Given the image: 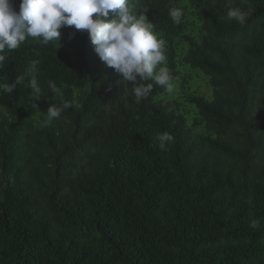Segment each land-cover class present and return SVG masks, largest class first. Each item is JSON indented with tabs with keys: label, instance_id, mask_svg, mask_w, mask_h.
<instances>
[{
	"label": "trees",
	"instance_id": "1",
	"mask_svg": "<svg viewBox=\"0 0 264 264\" xmlns=\"http://www.w3.org/2000/svg\"><path fill=\"white\" fill-rule=\"evenodd\" d=\"M230 2L244 25L229 0H134L176 88L140 104L86 30L6 52L0 84L25 83L0 91V264H264V0Z\"/></svg>",
	"mask_w": 264,
	"mask_h": 264
},
{
	"label": "clouds",
	"instance_id": "2",
	"mask_svg": "<svg viewBox=\"0 0 264 264\" xmlns=\"http://www.w3.org/2000/svg\"><path fill=\"white\" fill-rule=\"evenodd\" d=\"M110 15L112 18L108 19ZM169 16L179 25L184 11L172 7ZM248 16V12L232 6L229 0L227 19L244 25ZM66 27L88 32L94 51L104 65L121 74L125 83L133 82L132 93L137 104L151 95L153 82L169 93L176 91L173 75L163 66L167 60L166 42L157 36L154 24L146 15L137 12L134 0H20L19 11L13 0H0V68L8 60L6 52L18 49L28 39L58 45L61 29ZM35 73L36 62H33L26 86L34 99L39 100L42 89ZM24 83L25 76L20 75L12 83L0 84V91L11 94ZM48 85L53 92L60 91L54 82L49 81ZM71 106L69 101L60 106L50 105L40 127L60 118ZM32 107L39 109L37 103ZM155 139L161 149L174 141L168 132L157 134ZM250 227L259 229L261 224L254 219Z\"/></svg>",
	"mask_w": 264,
	"mask_h": 264
},
{
	"label": "rangeland",
	"instance_id": "3",
	"mask_svg": "<svg viewBox=\"0 0 264 264\" xmlns=\"http://www.w3.org/2000/svg\"><path fill=\"white\" fill-rule=\"evenodd\" d=\"M198 79L202 80V77H199ZM208 89L207 88H203L202 92H206Z\"/></svg>",
	"mask_w": 264,
	"mask_h": 264
}]
</instances>
